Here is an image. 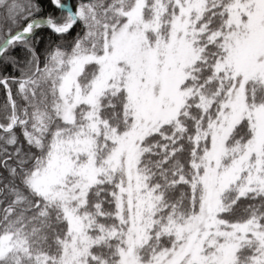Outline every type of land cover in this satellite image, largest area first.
Listing matches in <instances>:
<instances>
[{
  "label": "snow or ice",
  "instance_id": "obj_1",
  "mask_svg": "<svg viewBox=\"0 0 264 264\" xmlns=\"http://www.w3.org/2000/svg\"><path fill=\"white\" fill-rule=\"evenodd\" d=\"M0 264H264V0H0Z\"/></svg>",
  "mask_w": 264,
  "mask_h": 264
}]
</instances>
